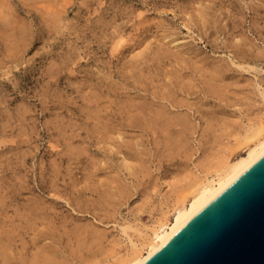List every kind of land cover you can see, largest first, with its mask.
I'll return each instance as SVG.
<instances>
[{"label":"rangeland","instance_id":"rangeland-1","mask_svg":"<svg viewBox=\"0 0 264 264\" xmlns=\"http://www.w3.org/2000/svg\"><path fill=\"white\" fill-rule=\"evenodd\" d=\"M71 1L0 0V194L3 196V198L0 197L3 199V201L0 200V207H3L0 208V221L2 222H0V227L3 226L0 229L2 230L0 238L5 240L8 233L6 240L9 239L8 230L16 224L20 225L19 228L27 227L23 232L21 228L17 229V225L16 229L12 227L14 230L11 229V231L14 232H12L14 235L19 231L17 234L22 235L20 236L24 238L22 239L25 240L24 244L27 242L26 250H30L28 252L31 253V249L33 250V245L30 243L32 237H29L31 231H29L27 223H24L25 218L21 220L14 213L19 208H23L21 211L26 209L27 212V208L24 206L36 199L44 205L42 206L49 214V220L55 221L50 220L51 224L55 223L58 227L59 234L57 235L56 231L54 233L56 243L59 242V250L62 249L60 253L64 252L63 255L60 254L63 256L60 257L63 261L67 259L66 261H70L68 262L70 264H103L108 259V261H112V257L114 259L118 252L125 251L127 239L121 229L125 224L138 222L139 224L135 226L141 229L143 225H150L159 215L161 208L171 204L176 196L182 195L180 189H174L175 180L182 174L185 166L200 169L206 150L210 148L211 138L213 145L215 144L213 139L215 135L211 136V133L214 134L212 130L219 127H215V125H220V123L222 125L226 120L225 117L230 119L234 116L231 119L232 121L233 119L238 120L237 123L241 120L247 121L255 109L257 110V108H253V104L246 102L245 96L249 95L251 91L250 94L254 95L252 97L250 95L251 99L256 97L255 100L258 99L259 104L260 98L257 91L256 93L253 91L255 90L253 87L256 86L255 84H259L264 88V72L261 71V68L264 70V54H260V52L257 55L255 52L256 49L258 52L264 50V0H76L73 4ZM202 6L207 8L199 10ZM209 10L212 15L209 14ZM61 11L67 12L68 15L62 26L53 31L49 24V18ZM206 11L207 13H205ZM199 13L204 17L203 20ZM204 14H206L205 16L210 15V17H205ZM221 26H223L222 29ZM117 35L118 37L122 35L124 38L120 37L122 39H119ZM243 35L247 38L245 36L244 38ZM115 37L120 43L116 52L111 46L116 42ZM240 37H243L245 42L250 41L251 45L257 47L254 51L252 46L253 50L251 51L255 52L254 56H260L258 59L256 57L255 61L257 62H253L259 72L251 70L248 73L243 71L241 73L240 69L237 70L238 68L233 67L230 62L234 59L236 49L240 50L243 46L248 48H245L247 52L250 50L251 45L249 44L247 47V43L246 46L234 45L237 44ZM234 38H237V42L232 43ZM239 46L240 49L237 48ZM234 51L236 52L234 53ZM23 56L27 60L26 65L15 68L8 67L16 64L18 57L23 58ZM214 68L217 72L218 70L222 71V79L230 80V82L227 81V84L224 82L225 85L224 80L220 79V74L218 73L217 76L216 71L213 73ZM3 71H7V74L4 75ZM211 74H216L218 78L212 77L215 75L211 76ZM180 75L187 79L191 76L189 80L196 78L191 82L199 88L192 89L194 85L190 82L192 86L189 89L192 91L190 92L187 88L181 91L177 82L180 80L183 82L185 79H177L180 78L178 77ZM192 76L194 77L192 78ZM210 77H212L211 81L219 79L221 82L218 81L225 85L221 87L220 84L218 89L222 88L223 92H220L221 95L217 93L219 96L217 98L216 94V96H209L210 90H207L209 93L206 91V86L210 88V84L214 82L210 83ZM206 80L209 82L206 83ZM246 81H248L246 85L249 84V86L245 85ZM216 84L214 85L216 86ZM165 90H169L170 93L167 94ZM194 90L199 92L195 93ZM174 92L180 98L188 100L189 106L195 99L196 101L200 99L196 104L195 101L192 102V104L198 105L195 106L196 108L200 106L199 108L202 109V106L199 105L200 102H206V106L208 105L207 109L204 106L205 103L203 104V109L204 107L207 109H204L203 115L195 114L194 107L191 109L193 119H197L196 123L199 122L198 124H202V126L195 125V133L188 135L189 138L187 137L189 144H187V150L183 149L180 152L175 147L176 141L174 143L173 140L177 135H170V139H165V136L169 135L158 136L161 132H157L156 136L158 137H156L153 136L155 133L151 129L142 131L144 123L148 122L151 117L148 116L145 119L138 110L144 104H148L151 108H154L156 102L158 104L156 103L155 106L163 103L170 104L169 99L174 96ZM161 93L164 98L160 96ZM185 100L183 101L187 104ZM186 104L185 107L188 105ZM248 104L253 109L249 108ZM259 107L262 106L259 105ZM147 110L144 112L148 113ZM106 111H109L110 115ZM206 113H209L207 115L213 119H211L212 122L214 120L216 122H213L212 132L209 131L207 122L203 124L202 117ZM133 115H136V122L133 120ZM199 116L202 117L199 118ZM110 120L113 122L111 123ZM209 120H207L208 123ZM106 123L110 126L114 124L113 127L118 124L117 127L121 130V135L123 134V140L124 137L131 136L127 139L128 142L132 136L140 141L137 137L140 134L139 136L142 137H140V142L144 146L143 150H140L148 154H144L146 160L142 157L143 155L140 156L141 152L138 153L139 146L135 145L134 138H132L134 142L127 143V140L123 142L122 138L118 137L117 127L114 128L115 130L113 127L111 130H107L113 137L109 138L107 133L105 134L106 131L103 133ZM137 124L141 129L137 127ZM102 137L106 139V142L103 141L104 139L102 140ZM164 139L167 141L164 142ZM11 140H15L14 143ZM110 141L111 144L117 142L123 146L124 143L131 144L132 147L135 146V149L138 147V150L133 148L130 156L131 151L126 147H132L125 144L124 149L122 145L114 143L116 146L118 145L117 148L119 147L121 151L124 149L126 153L123 151L120 154L119 148L118 154L115 153L117 148L112 153L114 145H111V149ZM105 143H109V145H105ZM212 143H210L211 146ZM68 144L71 145V148ZM73 144L75 145L72 146ZM105 146H108L110 150ZM72 147L76 148L74 152L72 150L75 148L72 149ZM67 148L72 150H65ZM175 148L178 152L174 150ZM3 149L8 151L5 152ZM106 150L107 152L112 151V156L109 152H105ZM2 152H4V156ZM123 153L124 155L128 153L127 159L131 158L129 159L131 161L135 159V154L136 159L142 157L137 160L139 162L146 161L142 163H147L148 166H145L149 169L146 171L141 162L142 165L138 166L139 162L135 163L134 160L133 162L136 164L134 167L139 168H137L138 170L135 168V170L139 171L142 166L143 171L124 170L125 164L121 163L123 165L120 166L119 163L122 157H126ZM116 159L120 161L116 163ZM110 160L112 165L109 164ZM105 165L112 170H108ZM117 165L121 169L120 171L117 169ZM113 168L114 172L119 171L120 173L117 172L120 178L117 177L122 180L119 185L123 182L124 189L115 187L118 190L121 189L120 193L115 188L113 189L118 183L111 185L113 183L111 181L116 180V175H118L114 172L109 174ZM133 171L136 172H134L135 175L132 174ZM108 178L113 179L109 180L110 184ZM9 186L11 188H8ZM109 187L112 188L113 193ZM125 187L129 193L126 192ZM122 189L125 190L127 196L123 194L125 192ZM104 191L107 192V195L112 193L110 198L117 199L118 195H116L117 198H114L116 193L124 198L119 197L118 201L110 199L115 201L114 204L117 203L113 205L110 200L107 202L109 198L103 194ZM12 192L20 195H13ZM5 196L8 198L6 197V199ZM26 198L30 202H27ZM105 202L111 207L108 204L107 206ZM24 203L26 204L24 205ZM84 203L87 205L85 206ZM17 204L19 205L18 210ZM49 204L53 210H50ZM4 206H6L5 210ZM25 211L19 214L27 217L24 216ZM4 218L6 220L13 218V221L7 220L8 222H6ZM48 221L46 225L49 226L50 221ZM12 222H15V225H11ZM61 222L65 226L59 227ZM74 223L75 227L76 224L79 226V229L86 228L83 227L86 226V223L89 228L87 227V231L81 230L83 232H78L80 230L77 228L76 233L83 234L82 236L77 234L79 238L78 236L74 237L71 233L73 231L69 229V227L72 228V225L74 226ZM81 223L82 227H80ZM62 227H68L67 229L71 232L66 229L68 234L64 235L65 230ZM90 227L91 230H94L91 231ZM94 227L98 230L102 228L103 230L98 232L99 234L103 232L105 236L101 233L102 245L100 247L94 248L93 245L94 247L91 246L89 250L87 247L88 243L92 242L91 234H98ZM3 229L7 232L6 234L3 233ZM88 231L92 233L89 234ZM85 232L87 233L85 234ZM76 233L74 234L76 235ZM21 237L16 238V242L20 239L18 241L20 244H13L18 249H22L20 246ZM79 239L83 242L78 241ZM89 239L91 242L86 243L87 247L84 248L80 245L81 243L85 245L86 241L84 240L89 241ZM65 256L66 259H64Z\"/></svg>","mask_w":264,"mask_h":264},{"label":"bare ground","instance_id":"bare-ground-1","mask_svg":"<svg viewBox=\"0 0 264 264\" xmlns=\"http://www.w3.org/2000/svg\"><path fill=\"white\" fill-rule=\"evenodd\" d=\"M76 0H72L71 1V3L73 4L74 2H75ZM62 2V1H61ZM70 5V4H69ZM60 6V5H59ZM203 8V6L201 7V9L199 8V10H205V8H207L206 6H204V8ZM211 10H209V12H210ZM44 12V11H43ZM202 12V11H201ZM204 13V12H203ZM205 13H207V11L205 12ZM209 14H211L212 15V13L210 12ZM68 14H67V12H63V11H61V12H59V13H57V14H54V15H52L49 19H50V27H51V29L53 30V31H55V30H57V29H59L61 26H62V24L64 23V21L66 20V16H67ZM199 15H200V13H199ZM206 14H204V16H205ZM47 16V15H46ZM48 17H49V15H48ZM47 17V18H48ZM200 17H201V19L203 20V18L204 17H202L201 15H200ZM205 17H210V15L209 16H205ZM213 17V16H212ZM212 19V18H211ZM211 19H210V22H211ZM0 20H1V18H0ZM206 20H207V18H206ZM206 20H204V21H206ZM204 21H202V22H204ZM208 23H209V21H207ZM204 24V23H203ZM206 24V23H205ZM221 29L223 28V26H221L220 27ZM220 30V29H219ZM243 34V33H242ZM119 35V34H118ZM118 35H117V37H118ZM238 36H240L239 34H238ZM245 35H243V37H244ZM120 37H122V35L121 36H119L118 38L119 39H122V38H124V36L122 37V38H120ZM237 37V36H236ZM243 37H240V38H242V39H240L239 38V40H238V42H237V38H234L235 40H233V42L232 43H234V42H237V44H234L235 46H237L238 44L239 45H244V46H246L245 44L247 43L248 45H247V47H249V44L251 45L252 43L250 42V41H248V42H250V43H248V42H245L244 41V39H243ZM246 37V36H245ZM244 37V38H245ZM118 38H116L115 37V39H116V42H114L113 43V45L115 46H113L112 44H111V46L114 48V50H115V52H116V50L118 49V46L120 45V43H118V41H117V39ZM247 38V37H246ZM114 39V38H113ZM112 40V39H111ZM113 41V40H112ZM246 41H247V39H246ZM125 42H128V41H125ZM231 42V41H230ZM125 44V43H124ZM124 44H123V46H124ZM174 45H175V43H174ZM233 45V46H234ZM177 46H179V45H177ZM253 45H251L250 46V54H249V51L247 52L246 51V49H248V48H246V47H241V49H240V46L239 47H237V48H239L240 50H238V49H236V51H234V53L236 52V54H234V59L233 60H230V62L233 64V67H237V68H235V69H237V70H239V71H241V73H242V71L243 72H250L251 70H255V72L256 71H258V69H257V67L253 64V62H257V61H255L256 60V57H257V59L260 57H258V56H254L255 55V52H256V54L258 55L260 52V54H264V50H263V52H262V50L261 51H257V49H256V51H255V48H257V47H255V45L253 46L254 48V51H251V50H253V49H251V47H252ZM120 48H121V46H120ZM177 48V47H176ZM246 48V49H245ZM235 49V48H234ZM233 49V50H234ZM11 50V49H10ZM258 50H260V49H258ZM13 51V50H12ZM118 51H120V50H118ZM232 51V50H231ZM111 52H114V51H111ZM251 52H254V54L252 55L251 54ZM9 53V52H8ZM231 53V52H230ZM112 54V53H111ZM115 54V53H114ZM8 55V54H7ZM232 55H233V53H232ZM17 56V55H16ZM19 59L18 60H16V61H18V62H16V64H14V65H12V66H8L9 68L10 67H18V66H20V65H26L27 64V60H26V58H24V56H23V58H20V57H18ZM262 58V57H261ZM231 59V58H230ZM1 64V63H0ZM74 64V63H73ZM231 64V65H232ZM216 66V65H215ZM229 66V65H228ZM231 67V66H230ZM197 68H198V66H197ZM196 68V69H197ZM13 69V68H12ZM216 68H214L213 70H214V72L213 73H215V71H216V73H217V76H218V73L220 74L219 76H221L220 77V79L221 80H224V79H222V74H221V72L222 71H220L219 72V70H218V72H217V70H215ZM217 69H218V66H217ZM223 69V68H222ZM221 69V70H222ZM229 69V68H228ZM260 69V68H259ZM4 70H5V68H4ZM199 70V69H198ZM212 70V71H213ZM195 71V70H194ZM227 71H230V70H227ZM261 71L262 72H264V70H262V68H261ZM196 72V71H195ZM200 72V71H199ZM198 72V73H199ZM259 72V71H258ZM257 72V73H258ZM3 73H4V75L5 74H7V71H3ZM223 73H224V71H223ZM238 73V72H237ZM201 74V73H200ZM259 74V73H258ZM212 75H215V76H212ZM211 76L212 77H216V78H218L217 76H216V74H211ZM223 76H224V74H223ZM178 77H180V78H177V79H185L183 82H182V80H180L179 82H180V84H178L179 82H177V85L179 86L180 85V90L182 91V89L183 90H186L185 88H187V90L192 86V84H193V82H191V81H194V79H196V78H193L194 76H192V78H193V80H189V79H191V76H190V78H185L184 76L183 77H181V75L180 76H178ZM187 77V76H186ZM212 77H210L209 78V80L212 78ZM224 78V77H223ZM232 79V78H231ZM209 80H206V83H207V81L209 82ZM213 81H211L210 80V83H217L218 85H219V87H218V85L216 84V86L212 83V84H210V88H209V86H206V91L207 90H210L209 92L207 91V93H209V96H213V95H217V93H218V95L220 94V92H223V90H222V88L221 89H218V88H220V84H221V87H223V86H225L226 84H227V81H229L230 82V80H224L223 81V83L224 82H226V84L225 85H223L222 83H220L221 82V80H219V79H212ZM220 82H219V81ZM237 80V79H236ZM178 81V80H177ZM196 81V80H195ZM215 81H218V82H215ZM171 82V81H170ZM192 84H191V83ZM228 82V84H230ZM248 81H246V82H244L245 83V85H246V83H247ZM254 83V82H253ZM176 84V83H175ZM189 84H190V86H189ZM196 84H198L197 83V81H196ZM204 84H205V82H204ZM194 86L192 87V89L194 88V87H196V89H198L199 88V86H197V85H195V83L193 84ZM199 85V84H198ZM205 85H207V84H205ZM209 85V84H208ZM212 85V86H211ZM248 86H249V84H247ZM246 85V86H247ZM256 86L255 87H253V89L255 88V90H253V91H255V93H256V91H257V95L259 96V98H260V103L258 104V102H257V100H255V98H253V100L251 99V97H252V95L250 94V92H249V95L248 94H246V96H245V98H246V102L248 103H250V104H253V108H257V110L255 109V112H253L252 113V115L251 116H249V118L247 119V121H243V120H241V122H239V123H237L238 122V120H236V119H233V121H232V119L231 118H233V117H231L230 119H227L226 117H225V121H223L222 119V121H223V123H222V125H221V123H220V125H215V127L216 126H219V127H217V129L216 128H214V130H212V127H214V124H213V122L215 121H211V119L212 118H209V116L207 115V114H209V113H206L205 114V116H203V117H205V118H203L202 116H199V118L200 117H202V119H204L203 120V124H204V122H207V124L209 125V131H213V135H212V133H211V136H214L213 137V139L215 140L214 142H215V144L213 145V140H212V138H211V142H209V145H210V148L209 149H207L206 150V155H205V157H204V160H203V162L200 164V169H197L196 167H189V166H185V169L182 171V174L177 178V180H175V188L174 189H180L182 192V195L181 196H176L175 197V199H173V201H172V203L171 204H168V205H166L165 207H163V208H161L160 209V212H159V215L152 221V223L150 224V225H143V227H142V229L140 228V227H137V226H135V225H138L139 223L137 222V223H134V224H132V223H127V224H125L121 229H122V234L126 237V246H125V251H123V252H118L117 254H115V256H114V259H113V257H112V261H108V260H106L107 262L106 263H103V264H145L149 259H151V257H153V255H155L160 249H162V247H164V245H166V243H168V241L170 240V239H172V237H174L183 227H185L192 219H194L207 205H209L213 200H215L223 191H225L231 184H233L241 175H243L248 169H250L255 163H257L263 156H264V88L262 87V86H260L259 84H255ZM187 86H189V87H187ZM251 86V85H250ZM253 86V85H252ZM198 87V88H197ZM245 88H247V87H245ZM179 89V88H178ZM177 89V90H178ZM195 89V88H194ZM251 89V88H250ZM171 90V89H170ZM190 90V89H189ZM201 90V89H200ZM165 91H167V90H165ZM164 91V92H165ZM169 91V90H168ZM167 91V94L168 93H170V92H168ZM176 91V90H175ZM192 90H190V92H191ZM195 91V90H194ZM197 91V90H196ZM196 91H195V93H196ZM248 91H249V89L247 90V93H248ZM163 92V93H164ZM172 92V91H171ZM187 92H189V91H187ZM197 92H199V91H197ZM173 93V92H172ZM185 93H186V91H185ZM184 93V96L187 94H185ZM195 93H194V95H195ZM162 94V93H161ZM165 94H166V92H165ZM176 93L174 92V96H172L170 99H169V101H170V104H160V105H158V106H155V104L157 103L158 104V102H156V103H154V108H151L148 104H144L143 106H140V108L138 109V107L136 108V110L138 109L139 110V112L141 113V114H143L142 116H144L145 117V119L149 116V117H151V119L149 118V121L147 122L146 120V122L143 124L144 126H143V129L144 130H142V131H144L145 132V130H148V131H150V129H151V131L153 132V133H155V134H153V136H156L157 134V132H161V133H159L160 135H158V136H165V135H169L168 137L167 136H165V139H167V138H169L170 139V135L172 136V135H174V136H176L175 138H177L176 140H175V138H174V136H173V138L171 137V139H173L174 140V143H175V141H176V143H175V147L177 148V150L180 152V150H185L186 148H187V146L189 145L187 142H188V139H187V137H188V135H191V134H194L195 133V125H197L198 123H196V120H194L193 119V115H192V113H191V109L194 107V113L196 114V113H198L199 115L201 114V115H203L204 114V109H208V105L206 106V102H200V103H202V104H200L199 102V105H201L202 106V109H203V104H204V106H206V108L204 107V109L202 110L201 108H199V107H195V106H198V105H195L196 104V102L198 101V100H200V99H198L197 101H196V99L195 100H193L192 101V99L194 98H192L190 101H192V102H194L195 101V104H192V102H191V104H190V106H189V102H188V100L186 101L185 100V98H180L179 97V95L177 96V95H175ZM189 94V93H188ZM208 95V94H207ZM215 95V96H216ZM216 96V98L217 97H219V96ZM221 95V94H220ZM250 95H251V97H250ZM256 95V94H255ZM161 97H163L164 98V95L162 94V95H160ZM169 96V95H168ZM167 96V97H168ZM188 96V95H187ZM190 96V95H189ZM215 96H214V98H215ZM254 96V95H253ZM166 97V96H165ZM195 98H197V97H195ZM215 98V99H216ZM258 98V97H257ZM185 100L186 102H187V104L183 101V100ZM160 100V99H159ZM164 100V99H163ZM166 100V99H165ZM167 101V100H166ZM168 101V102H169ZM208 102V101H207ZM257 103V104H256ZM143 104V103H142ZM185 104L187 105L186 107H185ZM213 104V103H212ZM135 105V104H134ZM134 105H133V107H134ZM148 105V106H147ZM151 105V104H150ZM259 105L260 106H262V107H259ZM106 106H108V105H106ZM137 106V105H136ZM135 106V107H136ZM153 106V105H152ZM99 107V106H98ZM105 107V106H104ZM109 107V106H108ZM108 107H106V108H108ZM248 107L250 108L251 106H249V104H248ZM110 108V107H109ZM108 108V109H109ZM252 107H251V109H253ZM261 108V109H260ZM88 109V108H87ZM90 109V108H89ZM96 109V108H95ZM100 109V108H99ZM148 109V110H147ZM206 109V110H207ZM90 110H92V109H90ZM89 110V111H90ZM147 110V112L148 113H145L144 111H146ZM86 111H88V110H86ZM97 111V110H96ZM91 112H93V111H91ZM98 112V111H97ZM105 112V111H104ZM107 112V111H106ZM109 112V111H108ZM107 112V114H109ZM129 112V111H128ZM206 112H209V111H206ZM130 113V112H129ZM195 114H194V117H195ZM210 114H212V113H210ZM104 115H106V114H104ZM110 115V114H109ZM108 115V116H109ZM99 116V115H98ZM103 116V115H102ZM112 116V115H111ZM110 116V117H111ZM134 116V115H133ZM136 116V115H135ZM135 116H134V121L136 122V120H135ZM198 116V115H197ZM227 116V115H226ZM230 115H228L227 117H229ZM104 117H106V116H104ZM138 117V116H137ZM140 117V116H139ZM211 117H212V115H211ZM98 119H100L99 117H97ZM131 118H133V117H131ZM210 119L209 120V123H208V119ZM222 118H224V117H222ZM236 118V117H235ZM240 118V117H239ZM102 119H104V118H102ZM106 119H110V118H106ZM112 119V118H111ZM128 119V118H127ZM201 119V120H202ZM207 119V120H206ZM241 119H243V118H241ZM129 121H130V119H128ZM128 120H127V122H128ZM138 120V119H137ZM213 120V119H212ZM111 121V120H110ZM221 121V122H222ZM237 121V122H236ZM240 121V120H239ZM113 121H111V123H112ZM115 122V121H114ZM132 122V121H131ZM134 122V123H135ZM98 123H100V121L98 120ZM101 123H102V121H101ZM104 123H105V121H104ZM129 123V122H128ZM127 123V124H128ZM196 123V124H195ZM202 123V122H201ZM200 123V124H201ZM214 123H216V122H214ZM117 124V123H116ZM139 124H140V121H139ZM142 124V123H141ZM207 124L205 123V125L207 126ZM113 125L114 124H112V126H110V124L109 125H107V123H106V125L104 126V128H105V130L103 129V133L105 132V134L107 133V135L109 136V138L110 137H113V135L111 136V134L109 133V132H107V130L108 129H112L111 127H113ZM118 125V124H117ZM117 125L115 126V127H117ZM133 125V124H132ZM199 125V124H198ZM131 126V125H130ZM135 126H136V124H135ZM134 126V127H135ZM140 126H142V125H140ZM199 126H202V124L201 125H199ZM206 126H205V129H206ZM220 126H221V128H220ZM55 127V126H54ZM115 127H113V130H115L116 128ZM137 127H138V124H137ZM115 128V129H114ZM132 128H133V126H132ZM131 128V129H132ZM138 128H140V127H138ZM137 128V129H138ZM198 128V127H197ZM196 128V129H197ZM220 128V129H219ZM141 129V128H140ZM112 130V131H113ZM119 133L117 134L118 135V137L120 136V138H122V140H123V137H122V135H121V133H120V131L121 130H119L118 129V127H117V129H116ZM207 130H208V128H207ZM141 131V130H140ZM197 131V130H196ZM211 131V132H212ZM111 132V131H110ZM144 132H143V135H144ZM140 133H142V132H140ZM147 133V132H146ZM150 133V132H149ZM165 133V134H164ZM104 134V135H105ZM112 134H113V132H112ZM114 134H115V132H114ZM140 134H138L137 135V137H139L138 139L141 141V139H140V137L141 136H139ZM142 135V134H141ZM142 135V136H143ZM125 136V135H124ZM135 136V135H134ZM158 136H156V137H158ZM128 138L129 137H131V136H127ZM119 138V139H120ZM125 139V141L128 139V138H126V137H124ZM132 138H134V140H135V145L136 146H139V152L138 153H140L141 152V150H143V144H142V142H140V141H138L137 139H136V137H133L132 136ZM132 138H130L129 139V142H128V140H127V143H131L132 141L134 142V140L132 139ZM142 138V137H141ZM189 138V137H188ZM229 138H231V139H229ZM104 139V140H103ZM111 139H113V138H111ZM110 139V140H111ZM119 139H118V141H119ZM164 139V142L165 141H167V140H165ZM102 140L104 141V142H106L105 140V138H103L102 137ZM121 140V141H122ZM124 140H123V142H124ZM12 141V140H11ZM10 141V142H11ZM14 141L15 140H13L12 142L14 143ZM114 141H117V140H115L114 139ZM131 141V142H130ZM7 142V141H6ZM17 142H19V141H17ZM102 142V141H101ZM101 142H99V143H101ZM120 142V141H119ZM136 142H137V144H136ZM139 142V143H138ZM3 143V142H2ZM16 143V142H15ZM113 143V142H112ZM114 143H116V144H118L117 142H114ZM111 144V141H110V148L112 147L111 145H114L111 149L113 150V152L112 153H114L115 152V150H116V148H117V146L118 145H122V144H118L117 146L115 145V144ZM127 143H124V146L122 145V147L124 148V147H126V146H129V147H132L131 146V144L129 145H127ZM174 143H173V146H174ZM210 143H212V146H211V144ZM18 144V143H17ZM16 144V145H17ZM71 144V143H70ZM106 144H108L109 145V143H105V145ZM125 144H126V146H125ZM133 144V143H132ZM142 144V145H141ZM188 144V145H187ZM75 144H73L72 146H74ZM134 145V144H133ZM157 145H158V143H157ZM208 145V146H209ZM68 146L70 147L71 145H69L68 144ZM79 146H81V145H79ZM207 146V145H206ZM9 147H10V145H9ZM12 147H13V145H12ZM57 147V146H56ZM106 147V146H105ZM105 147H103V148H105ZM108 146L106 147V148H109ZM121 147V148H122ZM135 147V146H134ZM134 147H132V148H128V147H126V149H130V153H129V155L130 154H132V149L134 148ZM55 148V147H54ZM71 148V147H70ZM73 148H75V147H72V149ZM105 148V149H106ZM110 148H109V150H110ZM119 148V147H118ZM118 148H117V151L115 152V153H117L118 152ZM137 149H135L136 151L138 150V147H136ZM168 148V147H167ZM169 148L171 149V147L169 146ZM176 148L174 149V150H176ZM189 148V147H188ZM206 148V147H205ZM8 149V148H7ZM72 149H65V150H68V151H71ZM120 149V148H119ZM125 149V148H124ZM124 149H122V151H121V149L119 150V151H121V153L120 154H122V152L124 151ZM133 149V150H134ZM141 149V150H140ZM169 149V150H170ZM64 150V151H65ZM76 150V148L75 149H73L72 150V152H74ZM108 150V149H107ZM107 150L105 151V152H107ZM144 150H145V148H144ZM166 150H168V149H166ZM168 150V151H169ZM173 150V151H174ZM176 150V151H177ZM187 150V149H186ZM3 151H5V149H3ZM8 151V150H7ZM7 151H5V152H7ZM127 151V150H126ZM177 151V152H178ZM62 152H63V150H62ZM109 152V151H108ZM107 152V153H108ZM111 152H109L110 153V155L112 156V153ZM143 152V151H142ZM140 153L141 155L140 156H142L143 158H144V156L147 154L145 151L143 152V153ZM3 153V156H4V152H2ZM64 153V152H63ZM68 153V152H67ZM78 153H79V151H78ZM124 153H126L125 151H124ZM124 153H123V155H124ZM135 153V152H134ZM137 153V154H138ZM146 153V154H145ZM75 154V153H74ZM118 154V153H117ZM145 154V155H144ZM139 155V154H138ZM138 155H137V157H138ZM148 155V154H147ZM68 156H71V155H68ZM126 156V157H125ZM128 153H127V155L125 154L124 155V157L125 158H123L122 157V159H120L119 161L116 159V163H120V166H122L123 164H125L124 165V167L125 168H123L124 170L125 169H127V170H129V171H132L133 169L135 170V168H136V170H138L139 168L138 167H134V165H136L135 163H137V162H139L138 160H140V159H142V157H140V159H136V154L134 155V157H135V163L133 162V161H131V160H129V159H131V158H129V159H127L128 157ZM131 156V155H130ZM132 157H133V155H132ZM113 158V157H112ZM146 158H147V156H146ZM133 159V158H132ZM145 159V158H144ZM115 160V159H114ZM113 160V161H114ZM146 160V159H145ZM148 160V159H147ZM137 161V162H136ZM100 162V161H99ZM106 162H108V161H106ZM110 163V165H112L111 164V160L109 161ZM115 162V161H114ZM141 162V161H140ZM137 163V165L139 166V164L140 165H142L143 163H145L144 161H142L141 163ZM115 163V164H116ZM121 163H123L122 165H121ZM101 164V163H100ZM105 164H107V163H105ZM109 164H107V165H109ZM114 164V166H116ZM110 165L108 166V167H110ZM144 166L143 167H145V169H146V171H147V169H149V167H147L148 166V164L146 163V164H143ZM145 165H147V166H145ZM106 166V165H105ZM119 166V167H120ZM107 167V166H106ZM108 167H107V169H108ZM142 166L140 167V170L141 171H143L141 168H143ZM112 168V167H111ZM115 168V167H114ZM114 168H113V171H110L109 172V174L111 173V172H114ZM138 168V169H137ZM110 169V168H109ZM108 169V170H109ZM117 169H119L118 168V165H117ZM57 170V169H56ZM110 170H112V169H110ZM121 169H119V171H120ZM126 170V171H127ZM135 170V171H136ZM139 170V171H140ZM20 171V170H19ZM119 171H116V172H114L115 174L118 172L119 173ZM135 171H133L132 172V174L133 175H135L134 174V172ZM139 171H136V172H139ZM145 171V172H146ZM149 171V170H148ZM55 172V171H54ZM128 172V171H127ZM135 172V173H136ZM52 173H53V171H52ZM117 173V174H118ZM148 173V172H147ZM114 174V175H115ZM120 174V173H119ZM119 174L118 175H116V177L118 176L119 177ZM146 174V173H145ZM130 175H131V173H130ZM133 175H131V176H133ZM56 176V175H55ZM148 176V175H147ZM112 177V176H111ZM115 177V178H116ZM116 178V180L115 181H118V182H116L115 183V181L113 180V181H111V182H113V183H111L109 180H111V179H109L108 178V181H109V184L111 183V185L112 184H117L118 183V185H119V182H120V180L121 179H119V178ZM122 181V180H121ZM86 183H87V181H86ZM110 185V186H111ZM118 185H115L114 187L113 186H111V187H113V189L117 186V188L118 187H120V188H123L124 189V187L122 186L123 185V182H122V184L120 183V185L118 186ZM21 187V186H20ZM23 187V186H22ZM21 187V188H22ZM111 187H109L110 188V190L112 189ZM1 188V187H0ZM8 188H11L10 186L8 187ZM25 188V187H24ZM7 189V188H6ZM116 189V188H115ZM122 189V191H124L125 192V190H123ZM125 189H126V187H125ZM10 190V189H9ZM56 190V189H55ZM54 190V191H55ZM116 190H118V189H116ZM115 190V191H116ZM120 190V191H119ZM117 192H121V189H119ZM127 191L126 192H128V189H126ZM11 191H13V190H11ZM51 191V190H50ZM112 191V193L114 192L113 190H111ZM5 192V191H4ZM123 193L124 195L126 194V196H127V193ZM6 193H7V191H6ZM5 193V194H6ZM8 193H9V191H8ZM11 193V192H10ZM13 193V192H12ZM22 193V192H21ZM51 193V192H50ZM107 193V192H106ZM105 193V191L103 192V194H105V195H107ZM112 193H110L111 194V196H112ZM119 193H114L115 194V197L114 198H121V199H123L122 198V196H120V194ZM129 193V192H128ZM4 194V193H3ZM15 194H18V195H20L19 193H13V195H15ZM110 194H108L107 195V197L109 198V199H107V202H108V200H110V199H113L112 197L110 198L109 196H110ZM113 194V195H114ZM9 195V194H8ZM7 195V196H8ZM54 195V194H53ZM116 195H118L117 197H116ZM2 195L0 194V197H1ZM7 196H5V198L7 197ZM11 196V195H10ZM20 197V196H19ZM106 197V198H107ZM2 198H3V196H2ZM8 198V197H7ZM6 198V199H7ZM10 198H12V197H10ZM10 198H9V201H10ZM15 198V197H14ZM13 198V199H14ZM17 198V197H16ZM38 198V197H37ZM113 199V200H115V201H118L119 199ZM27 199V200H26ZM25 200L27 201V202H30L29 200H28V198H26ZM29 199H30V197H29ZM40 199V198H39ZM0 200H2L3 201V199H0ZM32 200V199H31ZM41 201H42V199H40ZM8 201V202H9ZM13 201V200H12ZM14 201H15V199H14ZM26 201H24V202H26ZM44 201V200H43ZM115 201L113 202V201H111L110 200V202L112 203L113 202V205H116V204H114L115 203ZM5 202V201H4ZM7 202V201H6ZM11 202V201H10ZM109 202V203H110ZM1 203V202H0ZM106 203V202H105ZM110 203V204H111ZM4 204H8V203H4ZM26 203H24V205H25ZM46 204V203H45ZM108 203H106V205H107ZM11 205V204H10ZM9 205V206H10ZM18 205V204H17ZM20 205H22V204H20ZM23 205V206H24ZM43 204H41V202L39 203V201H37L36 199H34V200H32L31 201V203H27V205L26 206H24V208H27V212L25 211V210H23V211H25L26 213L24 214V216H27V217H23V216H21L19 213H21V212H23V211H21L23 208V206H20L22 209H20L19 208V205H18V207H17V210H18V208H19V210L18 211H15V215L16 216H18L17 218H20L21 220L23 219V218H25V220H24V223L28 226V228L30 229L29 231H31L30 233H31V235L29 234V237L32 239V242L30 241V243H32L31 245H33V250L31 249V253L30 252H28V251H30V250H26V247H25V244H27V242L24 244V242H25V240L23 241L22 239H24V238H22L19 234H17V232H19V231H17L16 233H15V235L17 234V236L15 237V235L13 234L14 232L13 231H11V229H12V227H10L11 229H6V230H8V232H9V234H10V236H8V238L9 239H7L6 240V238H7V232L3 229V233H7L6 234V238H5V240L3 239V238H0V261H1V264H70V263H68V262H70V261H66L67 259H66V256H65V258L64 259H66V260H64L63 261V259H61L63 256H60V254H62L63 255V253H60V251L62 250H59V242L57 241V243H56V238H55V231L57 232V228L58 227H56V224L55 223H52L53 224V226L51 227V221H53V220H49V214L47 213V211L46 210H44L43 209V206H42ZM48 205V204H47ZM84 205L86 206L87 204H85L84 203ZM109 205V204H108ZM107 205V206H108ZM112 205V206H113ZM9 206H8V208H9ZM49 206H50V210H53V207L51 208V205L49 204ZM110 206V205H109ZM111 207V206H110ZM0 208H3V207H0ZM5 208H6V206H4V210H5ZM49 208V207H48ZM16 210V209H15ZM44 211H46V212H44ZM4 212V211H3ZM6 212V211H5ZM52 212V211H51ZM54 213V212H53ZM22 214V213H21ZM48 214V215H47ZM0 215H1V213H0ZM51 215V214H50ZM20 216V217H19ZM7 218V217H6ZM13 218H14V216H13ZM12 218V219H13ZM5 219V218H4ZM12 219H10L9 218V220L10 221H13ZM15 219V218H14ZM8 220V219H7ZM6 219H5V221L6 222H8ZM15 220H17V219H15ZM50 222H49V221ZM18 221V220H17ZM20 221V220H19ZM47 221L49 222V226H48V224L46 225V223H47ZM63 221L65 222V220L63 219ZM62 221V222H63ZM67 221V220H66ZM1 222V221H0ZM53 222H55V221H53ZM61 222V223H62ZM2 223V222H1ZM0 223V224H1ZM10 223V222H9ZM15 222H12V224L11 225H15L14 224ZM18 223H20V222H18ZM60 223V225H59V227H61V225H63V226H65L63 223L61 224ZM69 223V222H68ZM75 223H77V222H75ZM75 223H74V226L72 225V228H73V230H72V228L71 227H69V229L71 230V231H73V232H71L70 230H68L66 227H62L64 230H65V233H64V235L65 234H68V233H66V231L68 230V231H70L71 233H72V235L75 237V236H78V235H80V236H82V234L83 233H80V234H78V232H83V231H87L86 229H87V227L89 228V226H87V223H86V226H83V224L82 225H80V227H86V228H82V229H79L78 227V225L80 224H76V227H75ZM21 224V223H20ZM55 224V225H54ZM18 224H16V226H17ZM22 225V224H21ZM16 226H14L15 227V229H16ZM19 226L20 225H18V227H17V229L19 228ZM96 226V225H95ZM1 227L3 228V226L1 225ZM1 227H0V229H1ZM13 227V228H14ZM23 227V226H22ZM75 227V228H74ZM97 227V226H96ZM96 227H94V228H96ZM21 228V227H20ZM19 228V229H20ZM27 228V227H26ZM25 228V229H26ZM80 230V231H78V229ZM93 228V227H92ZM18 229V230H19ZM22 230H23V232H24V230L25 229H23V228H21ZM67 229V230H66ZM77 229V230H76ZM83 229H85V230H83ZM97 229V230H96ZM95 230H96V232L99 234V230H103L102 228L101 229H99L98 230V228H96ZM12 230H14V229H12ZM81 230H83V231H81ZM90 230H91V227H90ZM94 229H92L91 231H93ZM0 231H2V230H0ZM76 231H78L77 233H76ZM91 231H88V233L89 234H91L92 232ZM11 232V233H10ZM13 232V233H12ZM20 232H21V230H20ZM28 232V231H27ZM95 232V231H94ZM101 232V231H100ZM130 232H132V233H130ZM2 233V232H1ZM26 233V232H25ZM74 233H76V235L74 234ZM87 232H85V234H86ZM102 234H103V232H101ZM94 234V236H93V234H91L92 236L90 237V239L92 240V242H91V240L89 239V241H87V240H84V241H86L85 242V245H83V243H79L81 246H83L84 248H85V246H86V243L87 242H91L90 244L88 243V249L90 250V247L92 246V247H94V248H96V246L97 247H100L101 245H102V242H101V239H100V235H102V234ZM5 234H4V236H5ZM12 234V235H11ZM57 235L59 234V232H57L56 233ZM78 234V235H77ZM89 234H87V235H89ZM26 235H27V233H26ZM61 235V234H60ZM104 236H105V234H103ZM1 236H2V234H1ZM14 236V237H13ZM21 237V241H22V243H21V247H22V249H18V247H14L13 246V244H15V245H17V243H18V241L20 240H18L17 242H16V240L18 239V238H20ZM69 236V235H68ZM24 237V236H23ZM58 237V236H57ZM101 237H103V236H101ZM17 238V239H16ZM29 238V239H30ZM60 238V237H59ZM78 238H79V236H78ZM81 238V237H80ZM28 239V240H29ZM68 239H69V237H68ZM85 239V238H84ZM104 240H105V238H103ZM58 240V239H57ZM70 240V239H69ZM69 240H68V242H69ZM71 241V240H70ZM78 241H80V239L78 240ZM80 242H83V240H81ZM104 242V241H103ZM28 243H29V241H28ZM29 243V244H30ZM60 243H61V241H60ZM116 243V242H115ZM18 244H20V243H18ZM23 245V246H22ZM60 245H62V244H60ZM94 245V246H93ZM115 245V244H114ZM117 245V244H116ZM31 248H32V246H31ZM82 248V247H81ZM84 248H83V250H84ZM92 249V248H91ZM88 251V250H87ZM28 252V253H27ZM30 253V254H29ZM65 255V254H64ZM30 256V257H29ZM61 257V258H60ZM100 263V262H99ZM73 264H75V263H73Z\"/></svg>","mask_w":264,"mask_h":264},{"label":"water","instance_id":"water-1","mask_svg":"<svg viewBox=\"0 0 264 264\" xmlns=\"http://www.w3.org/2000/svg\"><path fill=\"white\" fill-rule=\"evenodd\" d=\"M145 264H264V156Z\"/></svg>","mask_w":264,"mask_h":264}]
</instances>
